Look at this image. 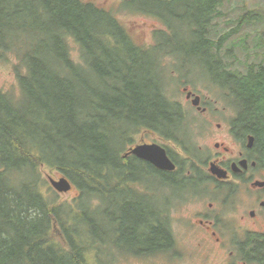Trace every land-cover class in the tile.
Instances as JSON below:
<instances>
[{
  "label": "trees",
  "instance_id": "16d2710c",
  "mask_svg": "<svg viewBox=\"0 0 264 264\" xmlns=\"http://www.w3.org/2000/svg\"><path fill=\"white\" fill-rule=\"evenodd\" d=\"M222 1L157 0L165 8L158 15L174 37L179 24L186 26L200 40L195 49L215 59L210 85L236 110L233 127L256 136L264 169V32L251 47L249 34L234 41L264 15L247 10L236 27L219 33ZM161 33L146 49L82 0H0V60L15 56L20 89L0 87V264H105L100 255L106 244L117 249L118 235L124 256L133 248L159 253L166 239L171 243L170 212L143 207L113 219L101 207L111 184L112 191L127 190L117 183L129 172L118 169L127 141L145 129L171 135L179 122L173 120L188 116L170 97L173 76L164 68L166 59L178 62L167 47L185 45ZM45 171L73 184L72 203L51 187Z\"/></svg>",
  "mask_w": 264,
  "mask_h": 264
},
{
  "label": "rangeland",
  "instance_id": "374dc122",
  "mask_svg": "<svg viewBox=\"0 0 264 264\" xmlns=\"http://www.w3.org/2000/svg\"><path fill=\"white\" fill-rule=\"evenodd\" d=\"M93 2L97 6L103 7L106 12L112 16L115 21L119 22L122 26L128 28V33L131 37H133L136 45L140 47L150 49L155 44V33L158 31L165 30L162 22L154 16L143 13L138 10H148L157 12L159 15L165 11V8L162 7L161 4L157 3V0H83L85 3ZM223 6L220 8L221 16H217L215 20L216 29H219L221 33L222 29L231 30V28L236 27L237 20L240 18L243 12L247 10H258L257 12H261L264 15V0H223L221 3ZM182 14V10L180 7H175ZM176 11V10H175ZM177 11V12H178ZM187 27L183 24H179L176 31L177 35L169 32L163 31L160 36L165 39H176L178 43H183L185 47H167L168 51H174L177 53V63L172 64L173 62L166 59L164 64H167V68L171 67L175 68L176 71L181 75L180 80L187 78L190 80L188 84L193 92H197L200 95L206 96L208 98L209 104H212L210 111L204 116H200L199 113L195 111L192 107V104L187 101L186 94L182 92L183 86H176L177 82H171L169 87V95L171 98L175 99L182 105L186 107L189 111V117L192 120L196 118H205L207 119V128L203 131L197 130L199 132L194 131L196 133L195 137L199 146H203L205 152L202 153L201 157L207 158L211 156L213 153L212 149H209V146H212L216 141H221L216 135L206 134L209 127H215V124H222V128L227 125L226 119L233 120L236 116V110L233 107H230L229 100L224 98L225 95L221 94L220 91H217V88L210 85L209 79V70L213 69L216 71V63L213 57H210L208 54H205V51L196 50L197 43H199L198 39L192 38V36L188 35ZM264 32V18L260 19L256 23L249 24L246 27L238 32L235 36L237 37L234 41L239 42L238 40H242V38L246 37V34H249L248 45L251 47L254 43V38L256 35H259ZM73 51L76 52L77 47L75 45L72 46ZM184 48V49H182ZM238 48V47H237ZM240 50V49H237ZM239 56L243 58L242 53L240 52ZM74 60L78 59V54L72 56ZM151 57V61L153 62L155 58ZM211 60V61H210ZM18 62L14 55L8 57V62L0 60V87H2L5 91L13 92L18 94L19 82L17 78V74L15 71V67ZM153 64H156L153 62ZM151 65V64H150ZM158 63L156 64V67ZM118 67V66H117ZM166 71L168 72V69ZM22 70L23 68H19ZM165 72V71H164ZM167 72H165L167 74ZM163 72H158L154 75L159 77V80L162 78V82L167 80V75ZM172 76V74H171ZM178 76V75H176ZM173 79V78H172ZM175 83V84H173ZM178 84V83H177ZM207 103V104H208ZM193 122V121H192ZM214 123L211 126V123ZM213 132V131H212ZM141 134V133H140ZM139 140V137H138ZM226 139H224L225 142ZM226 145L230 148L235 149V146L231 143L230 140H226ZM207 153V155H206ZM45 177L49 176L58 179L60 176L55 172L51 173L49 171H45ZM152 174L151 172H146L141 176L142 186L138 187V189L133 188V193L128 192V190H120L112 191L111 189L115 186V184L110 185V189L104 193L105 197H103L102 201V211H106L108 214H103L104 218L116 217V219L126 218V214L128 211L135 212L138 208L147 207L148 209L158 210L160 212H164L167 208L174 205L172 212L170 211L169 217L171 220V229L174 231V235L177 238L178 244H181L183 247V252H177V261L166 262L163 258H150L149 260H137L132 257L120 256L123 254L121 250L126 249L127 246L120 243V237L117 236V249L115 245L106 244L104 247V251L101 256V261L105 264H221L222 261L219 259L211 258L212 261L205 262L203 251L199 252L195 247L191 238L189 237V229L192 227V220L194 217V212L203 208V202L198 201L201 199L195 200V197L189 199L186 198L184 202H180L179 200L183 199L182 192L180 194L176 189L168 188L166 184L160 180L161 178ZM48 179V178H47ZM149 179V180H148ZM159 181V182H158ZM153 182V183H152ZM160 183V184H159ZM152 184V185H151ZM159 186V187H158ZM111 190V193H109ZM179 192V193H178ZM77 190L73 189L69 193L61 194L62 200H67L68 202H73L77 197ZM248 197V198H247ZM229 200V205L220 209L219 215H221V227L224 229L232 230V229H240V228H261L264 227V223L255 225L256 221H242V216L245 215V212L253 209L254 202L249 198V196L243 195V193L238 194L237 196L231 198ZM253 199V197H252ZM207 201L206 203H209ZM146 214V213H145ZM104 225H109V223H105ZM126 240V239H125ZM106 241V239H104ZM116 241V239H115ZM128 241V240H127ZM126 241V243H127ZM130 241V240H129ZM128 241V242H129ZM121 246V249L119 247ZM185 248V251H184ZM117 250V254L115 253ZM210 259V260H211Z\"/></svg>",
  "mask_w": 264,
  "mask_h": 264
},
{
  "label": "flooded vegetation",
  "instance_id": "af4514ba",
  "mask_svg": "<svg viewBox=\"0 0 264 264\" xmlns=\"http://www.w3.org/2000/svg\"><path fill=\"white\" fill-rule=\"evenodd\" d=\"M90 4L99 9L103 8L92 1ZM103 10L106 12L105 9ZM138 11L154 16L162 22L157 12ZM124 28L128 33V28ZM163 31H168V28L165 26ZM131 38L133 39V37ZM172 73L176 77L175 80L178 85L183 86L182 92L186 94L187 101L192 104V107L200 116L212 112V104L208 103L210 102L208 98L193 92L188 85L190 80L187 78H191L190 76L180 80V74H175V70ZM188 95H190V98H187ZM195 100L198 105L193 106ZM206 120L203 117L195 120L190 117H180L178 120H173L176 123L179 122L173 128L174 131L171 135H162L160 132L145 129L134 140L127 141L126 150L120 156L121 166L118 169L123 167L125 172L128 170L129 172L123 177L121 173L123 170H121L119 176H122L123 179L120 177L117 183L120 185L125 183L130 189L137 190L140 187V182L136 181L137 176L140 173L139 170L144 168L142 173L151 172L160 176V180L168 188L176 189L180 194L182 192L184 198L179 200L180 202H184L186 198L201 199L198 201H202L204 207L200 211L194 212L193 225L188 232L195 247L200 250L199 252H204L203 258L206 263L215 258L222 261L221 264H264V227L226 230L221 227V215L218 214L220 209L229 205L231 198L243 193V195L251 198L254 205L253 209L245 212V215L241 218L242 221H256L254 222L255 225L264 223V186L255 185L257 183L264 184V169L257 164L256 136L246 129L242 132L233 127L234 119L232 121L226 119L227 125L224 128L221 127L222 124L217 123L215 127H209L206 134L216 135L221 138V141H216L212 146H209V149L213 150L211 156L206 153L207 158L201 157L205 149L202 145L199 146L194 131L199 132L197 130L202 129L204 131L208 124ZM213 125L212 122L211 126ZM224 139L230 140L235 149L226 145L227 142L226 140L224 142ZM153 145L165 150L166 155L174 164L175 168L173 170L160 169L153 163V159L144 160L134 156L131 152L137 146ZM213 168L221 170L224 176L222 178L217 177L212 171ZM207 201L210 202L206 203ZM173 207L174 205L167 208L166 213L172 212ZM169 225L170 231L167 229L166 233L171 234V243L168 244L169 239H166V244L157 248L161 250L159 253H152V255L147 248H141L140 251L133 248L134 250L131 249L130 251L131 255H126V257L130 256L137 260H149L150 258L159 257L166 262L177 261V252H183V247L178 244L174 231L171 229L170 217ZM176 248L177 250H175ZM119 249H121V246ZM121 252L123 253L122 250Z\"/></svg>",
  "mask_w": 264,
  "mask_h": 264
},
{
  "label": "water",
  "instance_id": "95a60500",
  "mask_svg": "<svg viewBox=\"0 0 264 264\" xmlns=\"http://www.w3.org/2000/svg\"><path fill=\"white\" fill-rule=\"evenodd\" d=\"M187 97L190 98V95H188ZM195 104L198 105L196 100L193 102V105ZM132 151L135 156H139L144 160L153 159V163L160 169L173 170L175 168L167 155H165V150L157 145L139 146ZM212 171L215 175H217V177L222 178L224 176L222 171L219 169L213 168ZM49 180L50 184L61 193H67L72 189L71 183H69V181L65 177H61L59 180H55L54 178L49 177ZM255 185L260 187L264 186V184L261 183H257Z\"/></svg>",
  "mask_w": 264,
  "mask_h": 264
},
{
  "label": "bare ground",
  "instance_id": "6f19581e",
  "mask_svg": "<svg viewBox=\"0 0 264 264\" xmlns=\"http://www.w3.org/2000/svg\"><path fill=\"white\" fill-rule=\"evenodd\" d=\"M160 177V176H159ZM158 177V178H159ZM149 180V179H148ZM159 182V181H158ZM153 183V182H152ZM173 183V182H172ZM160 184V183H159ZM152 185V184H151ZM170 186V185H169ZM190 186V185H189ZM159 187V186H158ZM171 187V186H170ZM176 187V186H175ZM183 191V190H182ZM179 193V192H178ZM173 247V246H172ZM172 249H174V248H172ZM175 250H177V248L175 249ZM166 251V250H165Z\"/></svg>",
  "mask_w": 264,
  "mask_h": 264
}]
</instances>
